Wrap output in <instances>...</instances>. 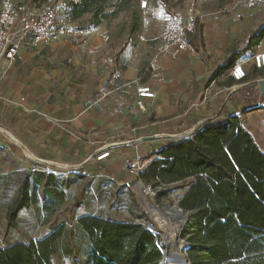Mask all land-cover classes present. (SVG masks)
<instances>
[{
    "label": "crops",
    "instance_id": "crops-1",
    "mask_svg": "<svg viewBox=\"0 0 264 264\" xmlns=\"http://www.w3.org/2000/svg\"><path fill=\"white\" fill-rule=\"evenodd\" d=\"M71 1L52 0L50 39L34 44L27 37L0 71V185L34 165L82 170L97 163L120 173L128 159L149 162L152 145L233 116L264 151V67L251 59L264 52V36L256 44L263 3L233 10L236 0H111L106 12L120 5L118 14L91 26L90 14L72 19ZM188 9L200 14L203 46L193 47L191 32L193 49L159 53L165 21ZM238 62L247 70L242 82L229 74ZM140 84L156 93L142 98L144 108ZM108 147L111 157L95 160Z\"/></svg>",
    "mask_w": 264,
    "mask_h": 264
},
{
    "label": "trees",
    "instance_id": "trees-1",
    "mask_svg": "<svg viewBox=\"0 0 264 264\" xmlns=\"http://www.w3.org/2000/svg\"><path fill=\"white\" fill-rule=\"evenodd\" d=\"M51 1L19 0L15 8L46 5L53 9ZM70 4L72 19L90 14L91 26L101 25L120 10L119 5L112 13L106 12L111 0ZM134 18L138 19L137 14ZM263 36L264 29L256 36V44ZM189 40L195 48L203 46L198 23ZM146 159L151 160L137 178L157 191L158 201L176 190L177 202L188 213L181 237L191 243L187 252L191 264H264V151L240 117L210 123L184 139L154 144ZM103 168L99 165L94 173ZM30 174L26 173L17 199L6 210V235L17 230L19 214L31 202ZM127 174L124 170L117 176L125 181ZM44 176L42 197L48 193L58 197L51 173H35V185ZM78 204L77 198L50 221L49 234L0 246V264H60L59 247L63 245L74 256V241L80 232L89 244L92 264H160V239L147 225L100 214L78 215ZM46 208L50 214L54 211L49 205ZM146 218L159 230L153 219Z\"/></svg>",
    "mask_w": 264,
    "mask_h": 264
},
{
    "label": "rangeland",
    "instance_id": "rangeland-1",
    "mask_svg": "<svg viewBox=\"0 0 264 264\" xmlns=\"http://www.w3.org/2000/svg\"><path fill=\"white\" fill-rule=\"evenodd\" d=\"M258 3L264 4V0H258L255 5ZM140 153L139 155L142 157L144 152ZM142 164L145 167L148 162L131 161L130 159L124 162L122 167L128 173L125 181L117 176V168L112 166H104L100 172L94 173V169L98 168L97 163L87 164L82 170L65 165L47 168L44 165H41L42 167L34 165L32 169L26 170L22 176H11L2 179L7 187L5 195L0 200V246L20 240L41 238L49 234L51 232L50 221L54 220L66 205L75 202L77 198L79 199L78 215L100 214L117 220L142 222L149 228L150 223L146 218L150 217L148 205L163 208L165 203L174 205L179 197L178 192L173 190L158 201L156 199L157 192L153 189L147 192L140 189L139 179L136 176L138 171L134 168L141 166L142 169ZM37 172L54 175L52 187L60 193L58 197L54 198L50 193L46 195V198L42 197V187L46 178L45 176L42 177L41 182L36 186L34 177ZM26 173H31L32 199L30 204L22 209L19 214L17 230L10 231L6 235L4 232L5 213L7 208L17 199L19 186L26 178ZM127 182L130 185H127ZM2 185H0V191H3ZM46 205L54 207L52 214L49 213L50 211L46 208ZM154 221L156 222V220ZM156 224L159 230H156L155 226L152 230L160 239L158 246L164 249L166 244L164 245L165 242L162 238L163 229L157 222ZM184 227L178 233L182 232ZM74 242L75 258L64 251L63 245L59 247L57 256L60 264H92L90 261V247L82 232L79 233Z\"/></svg>",
    "mask_w": 264,
    "mask_h": 264
},
{
    "label": "built area",
    "instance_id": "built-area-1",
    "mask_svg": "<svg viewBox=\"0 0 264 264\" xmlns=\"http://www.w3.org/2000/svg\"><path fill=\"white\" fill-rule=\"evenodd\" d=\"M258 0H236L232 3V9L251 8ZM200 14L194 9L172 14L164 23L160 39L159 53L176 55L183 49H193L187 37L193 32ZM57 17L53 9L42 6L15 8V0H0V71L9 68L16 59L23 41L31 37L34 44L48 40L51 37L50 28L56 23ZM256 68L264 67V52L255 53L251 57ZM232 79L242 82L247 77V70L242 62L235 63L229 72ZM139 96L138 105L144 108L143 97H155L156 93L148 84H140L137 87ZM27 111V110H26ZM112 148L102 149L94 155L95 160L102 161L111 157ZM49 164V163H48ZM53 166L55 163L52 164ZM144 164H142L143 167ZM141 170V166L134 168ZM140 189L145 192L154 188L138 181ZM154 192V193H155Z\"/></svg>",
    "mask_w": 264,
    "mask_h": 264
},
{
    "label": "bare ground",
    "instance_id": "bare-ground-1",
    "mask_svg": "<svg viewBox=\"0 0 264 264\" xmlns=\"http://www.w3.org/2000/svg\"><path fill=\"white\" fill-rule=\"evenodd\" d=\"M148 209L163 229L162 238L164 239V252L166 255L165 264H189L185 255L184 242L179 237L178 231L185 226V215L183 211L175 205H164L163 208L148 205Z\"/></svg>",
    "mask_w": 264,
    "mask_h": 264
},
{
    "label": "water",
    "instance_id": "water-1",
    "mask_svg": "<svg viewBox=\"0 0 264 264\" xmlns=\"http://www.w3.org/2000/svg\"><path fill=\"white\" fill-rule=\"evenodd\" d=\"M260 85V91H261V93L264 95V80H262V81H260V83H259ZM180 198V197H179ZM165 205H167V203H165ZM175 206H177L179 209H180V211H183V209L180 207V205H179V203L178 202H176L175 204H174ZM184 212V211H183ZM150 214V217H152L153 218V216H152V214L151 213H149ZM184 215H185V218H186V221H185V225L188 223V221H189V217H188V213H185L184 212ZM154 219V218H153ZM155 220V219H154ZM153 225L151 224L150 226H149V229L152 231V232H154L152 229H153ZM182 230V229H181ZM179 237H180V239L182 240V241H185V240H183L182 239V237H181V231L179 232ZM185 244H184V246H185V255H186V257H187V252H188V250H189V248H190V246H191V243L190 242H188V241H185L184 242ZM161 249V248H160ZM161 253H162V260H161V262H160V264H165V262H166V255H167V253L166 252H164V249H161ZM187 260L189 261V259L187 258ZM189 264H191V262L189 261Z\"/></svg>",
    "mask_w": 264,
    "mask_h": 264
}]
</instances>
